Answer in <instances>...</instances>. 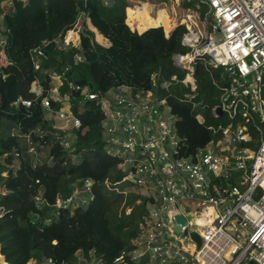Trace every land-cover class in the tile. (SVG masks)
Listing matches in <instances>:
<instances>
[{
	"label": "trees",
	"instance_id": "trees-1",
	"mask_svg": "<svg viewBox=\"0 0 264 264\" xmlns=\"http://www.w3.org/2000/svg\"><path fill=\"white\" fill-rule=\"evenodd\" d=\"M181 1L203 20L206 9L197 8V0ZM130 7L129 0H111L109 6L101 0L15 1L0 22L4 38L0 44V244L8 264L72 261L92 252L104 264H116L132 251L148 214L150 200L123 181L121 159L103 141L101 104L83 101L75 87L104 96L129 86L135 92L152 90L166 97L180 120L183 157L196 156L221 139L231 123L226 115L213 113L220 103L217 85H226L230 75L198 61L197 89L192 95L183 84L187 71L174 62L175 55L191 52L182 44L187 26L178 25L167 37L162 27L168 30L171 21L164 11L153 18L146 6ZM79 20L80 49L59 50L54 41L72 31ZM134 24L139 32L162 27L140 34L131 29ZM39 47L44 56L36 69L31 51ZM76 54L82 61L76 60ZM57 79L62 82L60 96L51 102L55 113L48 118L43 98L50 97ZM37 81L44 88L41 98L32 92ZM19 99L32 105L17 106ZM66 100L81 121L79 128L57 114ZM241 146L256 149L254 143ZM86 180L93 183L89 205L52 216L50 206L70 198Z\"/></svg>",
	"mask_w": 264,
	"mask_h": 264
},
{
	"label": "built area",
	"instance_id": "built-area-1",
	"mask_svg": "<svg viewBox=\"0 0 264 264\" xmlns=\"http://www.w3.org/2000/svg\"><path fill=\"white\" fill-rule=\"evenodd\" d=\"M15 1L28 0H1L0 22ZM101 1L105 6L111 3ZM202 7L208 37L189 28L182 44L191 52L175 55L174 62L187 71L183 84L192 95L197 89L194 69L198 61L230 75L226 85H217L221 96L213 113L218 117L216 110L221 109L231 123L221 139L210 142L196 156L180 155L185 139L166 97L152 90L135 92L129 86L104 96L75 87L83 101L101 104L103 141L121 159L118 168L125 174L123 181L150 200L132 251L116 264H264V0H197V8ZM77 25L54 41L59 50L80 49L82 31ZM3 40L0 34V44ZM43 56L42 47L31 51L36 69ZM76 60L82 57L76 54ZM32 92L41 98L42 84L35 82ZM59 96L55 85L50 97L43 98L48 118L55 113L51 102ZM16 105L29 108L32 103L19 99ZM57 114L72 120L76 128L81 126L70 106ZM249 143L256 149L241 146ZM92 184L86 180L70 198L58 199L50 206L51 215L58 218L62 210L88 206L93 200ZM37 201L42 204L41 197ZM178 216L184 223L178 222ZM30 264L104 262L92 252L72 261L47 259Z\"/></svg>",
	"mask_w": 264,
	"mask_h": 264
},
{
	"label": "rangeland",
	"instance_id": "rangeland-1",
	"mask_svg": "<svg viewBox=\"0 0 264 264\" xmlns=\"http://www.w3.org/2000/svg\"><path fill=\"white\" fill-rule=\"evenodd\" d=\"M130 4H131V8H136L138 5V8L136 9H140L139 7H147V11L148 13L153 17V18H157L160 14L161 11H164L167 16L170 18L171 21V25L170 28L167 30L165 27L162 26H156L153 28H149L146 31L150 30V29H155V28H163L164 30V34L167 36L169 34V32L173 29H175L178 25L180 24H185L187 26V28H191L194 31L199 32L203 37L207 38L208 37V31H207V25L205 24V22L203 20L200 19V16L198 14H196L195 12H193V10H188L186 8L183 7V2L181 0H175L171 3H156L152 0H146L145 2H142L140 0H129ZM141 8V9H142ZM0 9L2 10V8L0 7ZM140 9V10H141ZM128 11V10H127ZM0 17H1V13H0ZM127 20H128V16H127ZM81 22L82 20H79L77 28L80 30L81 29ZM128 24V21H127ZM134 24L132 28V30H137V25ZM139 32V30H137ZM144 31V33L146 32ZM141 33V32H139ZM98 41L101 42L102 44H107V42L100 36L97 37ZM61 79H57V86L61 85ZM69 100H66L64 103V110H68L69 109ZM23 142L24 143H29V139L27 138H23Z\"/></svg>",
	"mask_w": 264,
	"mask_h": 264
},
{
	"label": "water",
	"instance_id": "water-1",
	"mask_svg": "<svg viewBox=\"0 0 264 264\" xmlns=\"http://www.w3.org/2000/svg\"><path fill=\"white\" fill-rule=\"evenodd\" d=\"M197 69H198V67L195 66V69H194V70H195V74H194V75H196V71H197ZM216 114L218 115V117H221V116L223 115L221 109H217V110H216ZM177 220H178V222H180V223H184L183 218H181L180 216L177 217ZM177 230L179 231L180 228H177ZM193 237H194V239H195L198 243H200V239H199L196 235H194ZM0 264H8V263L6 262V260H5V257L1 254V244H0Z\"/></svg>",
	"mask_w": 264,
	"mask_h": 264
},
{
	"label": "crops",
	"instance_id": "crops-1",
	"mask_svg": "<svg viewBox=\"0 0 264 264\" xmlns=\"http://www.w3.org/2000/svg\"><path fill=\"white\" fill-rule=\"evenodd\" d=\"M145 31H146V30H145ZM171 31H172V30H171ZM171 31H170V32H171ZM170 32H169V34H170ZM142 33H144V32H141L140 34H142ZM169 34L167 35V37L169 36Z\"/></svg>",
	"mask_w": 264,
	"mask_h": 264
}]
</instances>
